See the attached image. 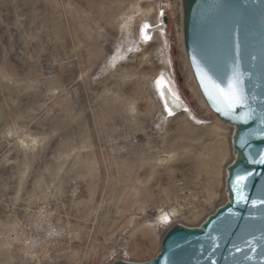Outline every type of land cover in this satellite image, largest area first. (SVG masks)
<instances>
[{"label":"rangeland","instance_id":"1","mask_svg":"<svg viewBox=\"0 0 264 264\" xmlns=\"http://www.w3.org/2000/svg\"><path fill=\"white\" fill-rule=\"evenodd\" d=\"M181 19V0H0V264L147 261L227 201L234 127Z\"/></svg>","mask_w":264,"mask_h":264},{"label":"water","instance_id":"2","mask_svg":"<svg viewBox=\"0 0 264 264\" xmlns=\"http://www.w3.org/2000/svg\"><path fill=\"white\" fill-rule=\"evenodd\" d=\"M182 37L204 102L234 127L232 143L237 153L234 151L235 158L227 167V201L198 226H171L151 259L114 264H264V205L252 203L264 200V164L251 162L264 153V0H183ZM234 63L245 73L249 105L254 110L247 123L234 118L247 109L237 108L227 116L218 112L222 105L210 84L212 97L205 92L198 74L203 69L222 78ZM242 141H246L243 147ZM246 172L253 175L243 189L248 199L241 201L234 181ZM237 247L242 251L237 252Z\"/></svg>","mask_w":264,"mask_h":264},{"label":"snow or ice","instance_id":"3","mask_svg":"<svg viewBox=\"0 0 264 264\" xmlns=\"http://www.w3.org/2000/svg\"><path fill=\"white\" fill-rule=\"evenodd\" d=\"M149 25L144 26V31L147 33ZM150 38L146 35L145 37ZM198 74L201 75V83L205 85V92L212 97V92L209 91L208 84L211 85V88L214 90L216 94V99L221 107H217L218 112H222L224 115L234 114L237 108L247 109L245 112H241L239 115H234V118L241 121L242 123H247L249 120L253 118V109L250 108L249 105V96L246 92L245 86V73L241 70L239 63H234L230 73L224 77H213L208 72L203 69H198ZM224 80V84L222 85L220 80ZM205 81L208 83L205 84ZM160 83V82H158ZM165 85L161 84L162 95H164L163 88ZM255 99V97H253ZM171 111H169V115H171ZM261 123H264V119L261 120ZM246 141L241 142V147L244 146ZM252 163H261L264 164V153L261 154V158L258 161H251ZM253 175L251 172H246L244 174H238L235 177L234 187L238 189V196L241 201H247L248 197L243 194V189L247 186L246 182ZM253 205L257 203L264 205V200L260 201H252ZM247 243V242H245ZM237 252L242 251L241 248H236ZM247 259H251V257H247ZM264 259V257H262Z\"/></svg>","mask_w":264,"mask_h":264},{"label":"bare ground","instance_id":"4","mask_svg":"<svg viewBox=\"0 0 264 264\" xmlns=\"http://www.w3.org/2000/svg\"><path fill=\"white\" fill-rule=\"evenodd\" d=\"M181 13H182V17H183V0H181ZM181 28H182V19H181ZM152 29H153V28H152ZM152 29L149 28L148 31H147V33L152 32ZM181 32H182V30H181ZM163 63H164V66L166 67V69L168 70L169 68H168L167 60L164 59V60H163ZM160 76H162V75L159 74V78H158V80H157V83H158V81H159L160 83L157 84V88H158V90H159L161 96H162V97L164 98V100H165L166 109H167L168 111H171V112H173V111L181 112V111H182V107H183V105L181 104L180 100H179L177 97H175V95H173V94L171 93V91L166 87V84L160 81V80H161ZM161 84L165 85V87L163 88L164 95H162ZM202 99H203V98H202ZM232 127H233V126H232ZM234 151H235V150H234ZM235 152H236V151H235ZM235 152H234V153H235ZM236 153H237V152H236ZM233 160H234V159H233ZM165 218H166V217H165L164 215L161 217L162 222H164ZM36 242H37V244H40L38 241H36ZM35 244H36V243H35ZM38 246H39V245H38ZM31 248H32V247H31Z\"/></svg>","mask_w":264,"mask_h":264}]
</instances>
